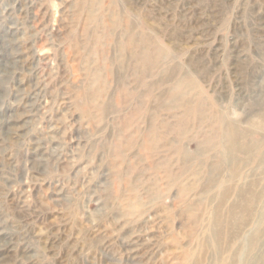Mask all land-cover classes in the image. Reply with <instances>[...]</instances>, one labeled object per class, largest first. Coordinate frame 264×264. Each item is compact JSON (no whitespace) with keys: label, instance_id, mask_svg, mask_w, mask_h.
<instances>
[{"label":"rangeland","instance_id":"obj_1","mask_svg":"<svg viewBox=\"0 0 264 264\" xmlns=\"http://www.w3.org/2000/svg\"><path fill=\"white\" fill-rule=\"evenodd\" d=\"M0 264H264V0H0Z\"/></svg>","mask_w":264,"mask_h":264},{"label":"bare ground","instance_id":"obj_2","mask_svg":"<svg viewBox=\"0 0 264 264\" xmlns=\"http://www.w3.org/2000/svg\"><path fill=\"white\" fill-rule=\"evenodd\" d=\"M241 138V132L239 129H237L234 126H230V129L227 133V151L229 155H237L240 152H244L248 148L247 143H241L240 142Z\"/></svg>","mask_w":264,"mask_h":264}]
</instances>
